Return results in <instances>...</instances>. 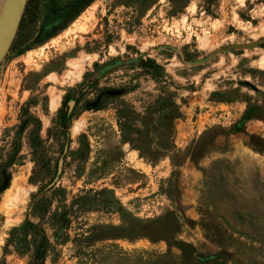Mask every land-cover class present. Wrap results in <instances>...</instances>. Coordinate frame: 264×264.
<instances>
[{"label": "rangeland", "instance_id": "obj_1", "mask_svg": "<svg viewBox=\"0 0 264 264\" xmlns=\"http://www.w3.org/2000/svg\"><path fill=\"white\" fill-rule=\"evenodd\" d=\"M25 119L0 264H264V0H27L0 163Z\"/></svg>", "mask_w": 264, "mask_h": 264}, {"label": "water", "instance_id": "obj_2", "mask_svg": "<svg viewBox=\"0 0 264 264\" xmlns=\"http://www.w3.org/2000/svg\"><path fill=\"white\" fill-rule=\"evenodd\" d=\"M26 3L27 0H0V62L5 57L15 38ZM256 45L257 43H252L250 45H237L235 47L247 48ZM178 53L183 59L182 54ZM60 165L61 159L59 160Z\"/></svg>", "mask_w": 264, "mask_h": 264}, {"label": "trees", "instance_id": "obj_3", "mask_svg": "<svg viewBox=\"0 0 264 264\" xmlns=\"http://www.w3.org/2000/svg\"><path fill=\"white\" fill-rule=\"evenodd\" d=\"M88 109L99 110L100 108L98 105H95ZM68 120H69L68 117L64 118L61 121V124L66 126ZM26 125H27V119L23 120L21 124L19 125L18 128L19 130L21 129V131L15 132V135L11 142V146L13 148L8 151V153L5 155V159L3 160L2 163H0V195L9 186L13 167L19 166L22 164V155L20 154V147H21V140H22V129H25ZM37 125H38V128L40 129V122H38ZM36 140L41 141V138L39 135H37ZM27 141H28L30 148L33 147L34 140L28 137Z\"/></svg>", "mask_w": 264, "mask_h": 264}, {"label": "bare ground", "instance_id": "obj_4", "mask_svg": "<svg viewBox=\"0 0 264 264\" xmlns=\"http://www.w3.org/2000/svg\"><path fill=\"white\" fill-rule=\"evenodd\" d=\"M55 102V101H54ZM53 103V102H52ZM54 104V103H53ZM52 105V104H51ZM55 105V104H54Z\"/></svg>", "mask_w": 264, "mask_h": 264}]
</instances>
